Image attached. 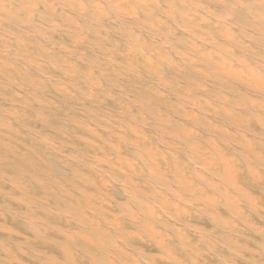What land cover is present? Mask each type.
I'll return each mask as SVG.
<instances>
[{"label": "bare ground", "instance_id": "6f19581e", "mask_svg": "<svg viewBox=\"0 0 264 264\" xmlns=\"http://www.w3.org/2000/svg\"><path fill=\"white\" fill-rule=\"evenodd\" d=\"M0 264H264V0H0Z\"/></svg>", "mask_w": 264, "mask_h": 264}]
</instances>
